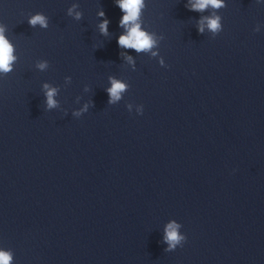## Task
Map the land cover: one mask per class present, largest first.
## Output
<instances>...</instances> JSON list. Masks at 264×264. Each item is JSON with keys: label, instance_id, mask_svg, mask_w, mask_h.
I'll return each mask as SVG.
<instances>
[{"label": "clouds", "instance_id": "9594fccd", "mask_svg": "<svg viewBox=\"0 0 264 264\" xmlns=\"http://www.w3.org/2000/svg\"><path fill=\"white\" fill-rule=\"evenodd\" d=\"M116 4L123 12V16L120 19V26L125 29V32L118 37L117 43L120 47L126 49H134L136 52H150L154 47L157 46V39L155 33H150L141 27L142 21L140 20L142 10L146 8V0H116ZM76 4H73L71 8L68 9V15L75 14V18L79 20L81 18L80 12H74ZM209 7L213 9H220L226 7L225 0H194L191 2L190 11L203 12ZM100 16H104V12L100 11L98 13ZM29 26L35 28L36 25H40L41 28H48V18L42 13H36L30 15L28 18ZM108 23L107 19H104L100 24V31L102 34L107 35L108 33ZM205 27L211 31L214 36H217L222 31L221 17L213 14L212 16L202 17L198 25V31L203 34ZM6 25L0 23V74L2 76H7L14 70V65L17 61V56L14 55L13 45L5 36ZM254 31L258 32L257 27ZM164 37L161 36L160 39ZM153 56H156V52H152ZM128 61L131 63L132 58L127 57ZM160 64L167 67L163 58L160 60ZM36 67L40 70H46L49 67V62L47 60L38 61ZM111 81V87L107 88L106 91L109 95L108 103L116 104L122 98V93L129 86L125 83L120 82L118 79L109 77ZM65 81L71 83V77L66 76ZM43 88L46 90L47 107L48 109L55 108L57 106V101L54 97L57 95V88L50 87L49 84L45 83ZM88 106L85 105L84 108L79 111H74L73 116L79 118L82 113L87 112ZM132 105L128 104L127 109L131 112ZM138 115L143 114V105H138L136 109ZM182 225L176 221H172L167 224L165 229L164 242L167 244V248L164 251L171 252L177 247H182L186 242L187 237L180 232ZM14 259V254L11 250H0V264H10Z\"/></svg>", "mask_w": 264, "mask_h": 264}]
</instances>
